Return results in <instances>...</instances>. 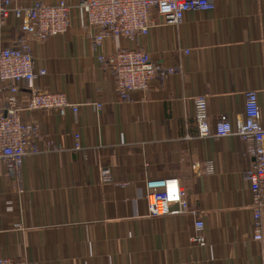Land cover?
<instances>
[{
	"label": "crops",
	"instance_id": "0c3cea01",
	"mask_svg": "<svg viewBox=\"0 0 264 264\" xmlns=\"http://www.w3.org/2000/svg\"><path fill=\"white\" fill-rule=\"evenodd\" d=\"M36 1L59 0L16 5ZM20 27L9 21L0 48L14 42ZM120 48L143 49L177 71L156 79L147 94L120 100L76 7L67 33L33 44L36 67L47 72L36 86L65 93L79 112L22 113L39 127L40 153L25 159L20 179L0 163V257L39 264H264V240L252 239L245 180L252 146L235 136H199L193 110L194 97L206 96L213 134L221 115L233 123L243 117L245 93L257 90L264 126V0H216L214 9L187 12L179 25L104 46ZM75 133L81 151L72 149ZM205 160L210 173L201 168ZM102 168L111 171L107 182ZM159 178L181 181L190 213L148 216L145 180ZM191 212L204 223V246L191 240Z\"/></svg>",
	"mask_w": 264,
	"mask_h": 264
},
{
	"label": "built area",
	"instance_id": "2783aa9c",
	"mask_svg": "<svg viewBox=\"0 0 264 264\" xmlns=\"http://www.w3.org/2000/svg\"><path fill=\"white\" fill-rule=\"evenodd\" d=\"M19 2L21 0H0V32L12 18L21 22L14 42L0 48V89L5 92L0 99V163L5 164L12 176L18 179L21 178L25 159L40 153L36 143L39 127L23 118L22 113L54 111L65 116L67 112H79V105L71 102L65 93L36 86L37 80L45 77L47 72L36 67L33 44L67 33L71 12L76 7L83 18L84 36L91 40L102 70L111 73L118 98L127 101L134 91L147 94L156 79L174 74L177 68L153 61L147 51L139 48L107 52L104 50L106 43L119 38L132 41L139 36H148L157 26L179 25L187 12L214 9L216 0H79L75 6L67 0L51 5L42 1L16 5ZM94 106L101 109L103 104L95 103ZM193 110L199 136H235L251 144L254 161L245 172V180L251 194L252 239L262 242L264 126L258 91L248 90L245 93L243 117L233 123L227 115H221L213 134L210 132L207 97H194ZM73 138L72 149L81 151L80 134L75 133ZM201 168L212 172L208 160L201 163ZM110 178L111 171L102 168L101 180L107 182ZM144 198L151 218L190 213L186 192L178 178L146 179ZM191 213L196 217V235L191 240L204 246L206 239L201 235L204 223L195 212ZM0 264L39 263L21 257L1 256Z\"/></svg>",
	"mask_w": 264,
	"mask_h": 264
}]
</instances>
